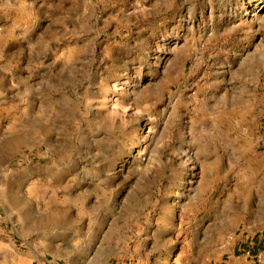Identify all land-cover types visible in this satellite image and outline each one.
Wrapping results in <instances>:
<instances>
[{
  "label": "rangeland",
  "instance_id": "1",
  "mask_svg": "<svg viewBox=\"0 0 264 264\" xmlns=\"http://www.w3.org/2000/svg\"><path fill=\"white\" fill-rule=\"evenodd\" d=\"M9 243L63 264L263 249L264 0H0L4 264Z\"/></svg>",
  "mask_w": 264,
  "mask_h": 264
},
{
  "label": "crops",
  "instance_id": "2",
  "mask_svg": "<svg viewBox=\"0 0 264 264\" xmlns=\"http://www.w3.org/2000/svg\"><path fill=\"white\" fill-rule=\"evenodd\" d=\"M11 253L7 256L11 259L12 264H63L60 258L49 255L47 252L48 245L40 244L33 246L27 250L21 248L18 244L9 243ZM258 249V250H257ZM234 248L225 258L220 261V264H264V248ZM5 250L4 246L0 245V251ZM257 253L262 254L261 259H257ZM1 262L4 264V254L0 252Z\"/></svg>",
  "mask_w": 264,
  "mask_h": 264
},
{
  "label": "built area",
  "instance_id": "3",
  "mask_svg": "<svg viewBox=\"0 0 264 264\" xmlns=\"http://www.w3.org/2000/svg\"><path fill=\"white\" fill-rule=\"evenodd\" d=\"M257 257H258V258H261V257H262V255H261V254H258V255H257Z\"/></svg>",
  "mask_w": 264,
  "mask_h": 264
}]
</instances>
